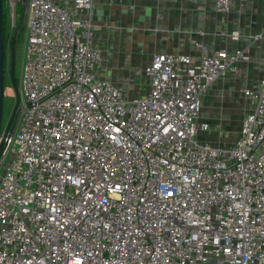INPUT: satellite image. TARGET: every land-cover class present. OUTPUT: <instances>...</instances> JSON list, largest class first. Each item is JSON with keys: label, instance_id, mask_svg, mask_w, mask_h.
Masks as SVG:
<instances>
[{"label": "built area", "instance_id": "1", "mask_svg": "<svg viewBox=\"0 0 264 264\" xmlns=\"http://www.w3.org/2000/svg\"><path fill=\"white\" fill-rule=\"evenodd\" d=\"M26 6L0 129V264H264V52L238 136L213 145L199 97L247 61L240 49L207 53L194 36V63L154 53L147 92L125 97L96 73L92 0Z\"/></svg>", "mask_w": 264, "mask_h": 264}, {"label": "crops", "instance_id": "2", "mask_svg": "<svg viewBox=\"0 0 264 264\" xmlns=\"http://www.w3.org/2000/svg\"><path fill=\"white\" fill-rule=\"evenodd\" d=\"M228 7L227 12L216 11L214 0H92L91 15L83 12L81 16L89 17L92 43L103 50L97 75L113 83L125 97L138 96L148 90L149 80L142 69L154 53L186 54L194 63L200 53L192 45L194 36L206 45L207 53L240 49L247 61L237 62L233 73L210 83L198 106V120L209 125L198 138L213 144L212 128L220 122L235 138L219 144L232 143L249 108L242 89L253 88L260 75L264 0H229ZM199 30L200 35L196 34ZM232 32L236 33L234 39ZM254 34L261 37L253 40ZM234 119H238L236 123Z\"/></svg>", "mask_w": 264, "mask_h": 264}, {"label": "rangeland", "instance_id": "3", "mask_svg": "<svg viewBox=\"0 0 264 264\" xmlns=\"http://www.w3.org/2000/svg\"><path fill=\"white\" fill-rule=\"evenodd\" d=\"M3 41H4V78H3V112L1 125L4 126L10 118L20 92V75L23 64V53L26 38L27 6L23 8L22 0H3ZM15 36L13 43V68L10 71L11 52L9 50L11 39ZM219 102V101H218ZM242 113V112H241ZM238 116V119L240 118ZM238 119H234V123ZM208 125V123H207ZM209 126V125H208ZM209 129V128H208ZM214 131L213 144L230 142L235 135H228L227 131L219 125L212 128ZM199 133V137H200ZM0 169V174H1Z\"/></svg>", "mask_w": 264, "mask_h": 264}, {"label": "water", "instance_id": "4", "mask_svg": "<svg viewBox=\"0 0 264 264\" xmlns=\"http://www.w3.org/2000/svg\"><path fill=\"white\" fill-rule=\"evenodd\" d=\"M2 5L3 0H0V20H1V12H2ZM23 8L26 7V0H22ZM15 36L11 39L10 42V52H11V64H10V71L13 68V43H14ZM4 56H5V49H4V42L2 37V31L0 26V129H1V122H2V112H3V74H4ZM14 110V108H13ZM13 113H11L12 117Z\"/></svg>", "mask_w": 264, "mask_h": 264}, {"label": "trees", "instance_id": "5", "mask_svg": "<svg viewBox=\"0 0 264 264\" xmlns=\"http://www.w3.org/2000/svg\"><path fill=\"white\" fill-rule=\"evenodd\" d=\"M3 6V5H2ZM2 21H3V10L1 12V20H0V26H1V31H2V37H3V30H2ZM4 40V39H3ZM4 42V41H3Z\"/></svg>", "mask_w": 264, "mask_h": 264}, {"label": "flooded vegetation", "instance_id": "6", "mask_svg": "<svg viewBox=\"0 0 264 264\" xmlns=\"http://www.w3.org/2000/svg\"><path fill=\"white\" fill-rule=\"evenodd\" d=\"M10 50V49H9ZM3 78H4V74H3Z\"/></svg>", "mask_w": 264, "mask_h": 264}]
</instances>
